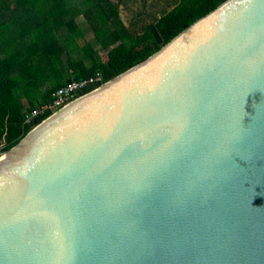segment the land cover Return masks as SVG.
Here are the masks:
<instances>
[{"label":"water","instance_id":"obj_1","mask_svg":"<svg viewBox=\"0 0 264 264\" xmlns=\"http://www.w3.org/2000/svg\"><path fill=\"white\" fill-rule=\"evenodd\" d=\"M0 157V264H264V0L223 1Z\"/></svg>","mask_w":264,"mask_h":264},{"label":"trees","instance_id":"obj_2","mask_svg":"<svg viewBox=\"0 0 264 264\" xmlns=\"http://www.w3.org/2000/svg\"><path fill=\"white\" fill-rule=\"evenodd\" d=\"M175 1L147 23L134 18L128 24L122 0H0V151L33 128L26 114L49 102L58 87L96 73L114 78L225 0ZM79 11L99 46L77 42Z\"/></svg>","mask_w":264,"mask_h":264},{"label":"built area","instance_id":"obj_3","mask_svg":"<svg viewBox=\"0 0 264 264\" xmlns=\"http://www.w3.org/2000/svg\"><path fill=\"white\" fill-rule=\"evenodd\" d=\"M105 82L106 81H104L101 73H96L83 79L72 80L53 91L49 102L44 103L28 112L25 117L26 121L28 123H34V126H36L67 104L101 87L105 84ZM40 118L42 119L39 120Z\"/></svg>","mask_w":264,"mask_h":264},{"label":"rangeland","instance_id":"obj_4","mask_svg":"<svg viewBox=\"0 0 264 264\" xmlns=\"http://www.w3.org/2000/svg\"><path fill=\"white\" fill-rule=\"evenodd\" d=\"M175 2V0H122L121 14L128 24H130L134 18L141 19L142 23H147L151 19V14H159L162 9L168 10L172 8ZM78 13L77 22L82 29V33L76 37L77 42L83 44L84 40L87 39L93 42L94 45L99 46L98 39L86 21L82 11H79ZM24 102L25 104H28L26 96Z\"/></svg>","mask_w":264,"mask_h":264},{"label":"bare ground","instance_id":"obj_5","mask_svg":"<svg viewBox=\"0 0 264 264\" xmlns=\"http://www.w3.org/2000/svg\"><path fill=\"white\" fill-rule=\"evenodd\" d=\"M4 157V156H3ZM3 157H0V159H2Z\"/></svg>","mask_w":264,"mask_h":264}]
</instances>
